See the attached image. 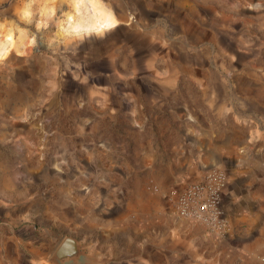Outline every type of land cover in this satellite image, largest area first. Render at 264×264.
<instances>
[{"label":"rangeland","instance_id":"rangeland-1","mask_svg":"<svg viewBox=\"0 0 264 264\" xmlns=\"http://www.w3.org/2000/svg\"><path fill=\"white\" fill-rule=\"evenodd\" d=\"M211 170L222 236L176 213ZM67 237L78 264H264V0H0V264Z\"/></svg>","mask_w":264,"mask_h":264},{"label":"built area","instance_id":"built-area-1","mask_svg":"<svg viewBox=\"0 0 264 264\" xmlns=\"http://www.w3.org/2000/svg\"><path fill=\"white\" fill-rule=\"evenodd\" d=\"M226 186V176L220 170H211L187 183L176 193L177 215L203 224L214 235L227 234L230 227L223 201Z\"/></svg>","mask_w":264,"mask_h":264},{"label":"water","instance_id":"water-1","mask_svg":"<svg viewBox=\"0 0 264 264\" xmlns=\"http://www.w3.org/2000/svg\"><path fill=\"white\" fill-rule=\"evenodd\" d=\"M83 257L79 242L72 237L65 238L54 255L55 260L60 264H78L81 263Z\"/></svg>","mask_w":264,"mask_h":264},{"label":"crops","instance_id":"crops-1","mask_svg":"<svg viewBox=\"0 0 264 264\" xmlns=\"http://www.w3.org/2000/svg\"><path fill=\"white\" fill-rule=\"evenodd\" d=\"M225 160H227V162H236L237 161V162H239V164H241L242 162L245 163V161L237 155L232 156L231 158H227ZM248 176L251 177L250 172L248 173ZM245 179H246V177L242 176L241 173L234 172L233 174H231V179L229 181L228 189L226 192V197H227L229 204H231L233 206L231 210H232L233 214H235V215H236V213H239L241 210L238 207V205H240V204L237 201H235V193H236L235 187L239 183H241V184L244 183ZM243 198H245V197H243ZM201 230H204L202 226H201Z\"/></svg>","mask_w":264,"mask_h":264}]
</instances>
